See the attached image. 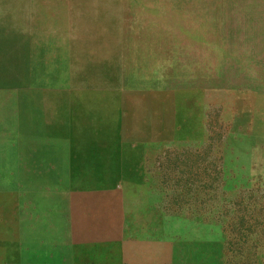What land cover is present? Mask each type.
<instances>
[{
    "label": "rangeland",
    "instance_id": "374dc122",
    "mask_svg": "<svg viewBox=\"0 0 264 264\" xmlns=\"http://www.w3.org/2000/svg\"><path fill=\"white\" fill-rule=\"evenodd\" d=\"M88 224L113 264H264V0H0V264Z\"/></svg>",
    "mask_w": 264,
    "mask_h": 264
},
{
    "label": "crops",
    "instance_id": "0c3cea01",
    "mask_svg": "<svg viewBox=\"0 0 264 264\" xmlns=\"http://www.w3.org/2000/svg\"><path fill=\"white\" fill-rule=\"evenodd\" d=\"M65 212V210L54 212L56 217L59 215L56 222L57 227L63 223L58 219L62 218L63 220ZM25 213L28 233L31 232L34 235L46 233L45 231L49 227L48 214L50 213L44 209L43 205H33ZM73 230H84V235L73 232L70 240L66 241L64 231H60L57 242L28 240L24 243V247L21 243L15 248H11V257L15 260L10 264H113L111 260L114 256V243L112 241H98L92 235V227L89 224L73 227Z\"/></svg>",
    "mask_w": 264,
    "mask_h": 264
},
{
    "label": "bare ground",
    "instance_id": "6f19581e",
    "mask_svg": "<svg viewBox=\"0 0 264 264\" xmlns=\"http://www.w3.org/2000/svg\"><path fill=\"white\" fill-rule=\"evenodd\" d=\"M122 36V35H121ZM152 38V37H151Z\"/></svg>",
    "mask_w": 264,
    "mask_h": 264
}]
</instances>
